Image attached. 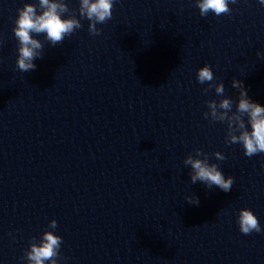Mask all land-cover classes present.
Masks as SVG:
<instances>
[{
  "label": "water",
  "instance_id": "obj_1",
  "mask_svg": "<svg viewBox=\"0 0 264 264\" xmlns=\"http://www.w3.org/2000/svg\"><path fill=\"white\" fill-rule=\"evenodd\" d=\"M25 2L38 0H0V264H26L52 219L59 264H164L264 175V153L246 156L205 119L221 97L196 79L207 63L233 111L234 77L264 106V5L202 17L194 0H114L99 35L82 19L55 46L37 36L43 58L22 73L13 26ZM66 3L79 18V0ZM196 148L234 177L230 191L191 183L183 161Z\"/></svg>",
  "mask_w": 264,
  "mask_h": 264
},
{
  "label": "clouds",
  "instance_id": "obj_2",
  "mask_svg": "<svg viewBox=\"0 0 264 264\" xmlns=\"http://www.w3.org/2000/svg\"><path fill=\"white\" fill-rule=\"evenodd\" d=\"M202 17L210 12L215 16L231 14L230 4H236L237 0H194ZM264 5V0H259ZM114 0H79L77 17L76 11L69 8L66 0H38V3L25 2L17 9L13 33L18 42L16 67L25 73L34 70L37 65L34 60L43 58V43L37 36L43 34L45 39L53 46L62 43L66 37L82 28V19L89 21L88 31L90 35H99L101 29L97 24H105L112 18ZM257 57L264 59V53L257 52ZM196 79L200 84H207L203 93L210 89L215 90L216 99L205 101L208 111L203 113L205 119L210 122L226 124V144H239L244 154L248 157L264 153V106L251 100L242 80L232 79V87L238 89V101L236 110L233 111V100L225 96L223 81H216L212 68L207 63L197 69ZM250 125V127H249ZM195 155L189 153L184 158V165L190 166L191 183L202 182L207 188L213 186L228 192L231 190L234 177L227 178L215 162L209 161V154L200 148H196ZM216 160L224 161L225 155L216 151L213 153ZM190 204H199V198L194 194L185 197ZM237 223L239 230L244 235L253 232L260 233L262 227L259 219L248 207L238 210ZM57 221H49L48 229L44 230L39 238L32 237L29 247L24 250L21 260L26 264H59L61 256L60 248L63 239L57 235L55 229Z\"/></svg>",
  "mask_w": 264,
  "mask_h": 264
}]
</instances>
